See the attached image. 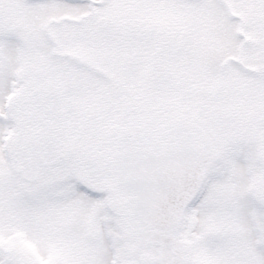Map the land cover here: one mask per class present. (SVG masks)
Instances as JSON below:
<instances>
[{"label": "snow or ice", "instance_id": "snow-or-ice-1", "mask_svg": "<svg viewBox=\"0 0 264 264\" xmlns=\"http://www.w3.org/2000/svg\"><path fill=\"white\" fill-rule=\"evenodd\" d=\"M0 264H264V0H0Z\"/></svg>", "mask_w": 264, "mask_h": 264}]
</instances>
